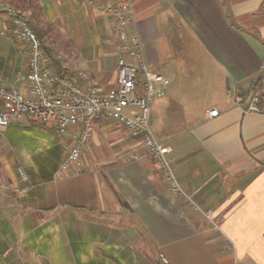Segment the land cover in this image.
I'll use <instances>...</instances> for the list:
<instances>
[{
  "label": "crops",
  "instance_id": "1",
  "mask_svg": "<svg viewBox=\"0 0 264 264\" xmlns=\"http://www.w3.org/2000/svg\"><path fill=\"white\" fill-rule=\"evenodd\" d=\"M131 1L127 32L169 80L150 104V128L190 201L168 192L153 161H127L141 146L105 117L59 178L78 129L13 121L0 129V264H264V85L260 112L234 104L264 61V0ZM24 2L58 72L73 63L101 89L114 86L106 8L120 0ZM21 47L0 36V85L28 95ZM191 202L212 209L220 230Z\"/></svg>",
  "mask_w": 264,
  "mask_h": 264
},
{
  "label": "built area",
  "instance_id": "2",
  "mask_svg": "<svg viewBox=\"0 0 264 264\" xmlns=\"http://www.w3.org/2000/svg\"><path fill=\"white\" fill-rule=\"evenodd\" d=\"M113 20L111 34L115 43V84L103 90L73 63L67 72H57L54 63L42 48L23 10L0 0V36L9 37L22 44L21 54L26 59L27 72L23 77L29 83V94L0 85V129L13 121L31 119L40 124H51L59 135L78 129L68 155L56 171V177L77 166L87 140L93 131L94 121L105 117L112 124L128 133L141 146V151L131 153L127 161H153L171 194L184 193L172 171L168 148L155 138L150 128V104L166 94L169 80L148 68L143 44L136 33L127 28L135 24L131 0H120L117 6H107ZM57 60L62 62L59 56ZM264 85V61L254 78L250 90L236 95L234 104L246 112H260V86ZM207 117L217 116L218 111H207ZM23 179L22 171L18 170ZM191 207L201 215L202 222L212 230H220L218 218L212 209H202L193 202ZM161 260L166 261L161 257Z\"/></svg>",
  "mask_w": 264,
  "mask_h": 264
},
{
  "label": "trees",
  "instance_id": "3",
  "mask_svg": "<svg viewBox=\"0 0 264 264\" xmlns=\"http://www.w3.org/2000/svg\"><path fill=\"white\" fill-rule=\"evenodd\" d=\"M20 3H22V5L25 6V2H24V0H20ZM11 5H12V4H11ZM13 6H14V5H13ZM23 8H24V7H23ZM43 49H44V48H43ZM44 51H45V53H46L49 57H51L50 54H49L45 49H44ZM54 67L56 68V71H57V72L60 71V70L57 69L58 66H54Z\"/></svg>",
  "mask_w": 264,
  "mask_h": 264
},
{
  "label": "rangeland",
  "instance_id": "4",
  "mask_svg": "<svg viewBox=\"0 0 264 264\" xmlns=\"http://www.w3.org/2000/svg\"><path fill=\"white\" fill-rule=\"evenodd\" d=\"M14 6L17 7V8H19V9H21V10H23V7H24V5H21V3L18 4V5L14 4Z\"/></svg>",
  "mask_w": 264,
  "mask_h": 264
}]
</instances>
